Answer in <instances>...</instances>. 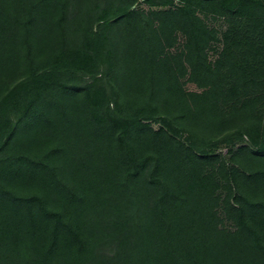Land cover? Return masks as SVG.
Masks as SVG:
<instances>
[{
    "label": "trees",
    "instance_id": "16d2710c",
    "mask_svg": "<svg viewBox=\"0 0 264 264\" xmlns=\"http://www.w3.org/2000/svg\"><path fill=\"white\" fill-rule=\"evenodd\" d=\"M0 264H264V0H0Z\"/></svg>",
    "mask_w": 264,
    "mask_h": 264
},
{
    "label": "rangeland",
    "instance_id": "374dc122",
    "mask_svg": "<svg viewBox=\"0 0 264 264\" xmlns=\"http://www.w3.org/2000/svg\"><path fill=\"white\" fill-rule=\"evenodd\" d=\"M90 80L89 78H86ZM180 87H178L181 92L187 94L192 90H201V82L198 80L197 71L195 69L189 68L186 77L180 79Z\"/></svg>",
    "mask_w": 264,
    "mask_h": 264
}]
</instances>
